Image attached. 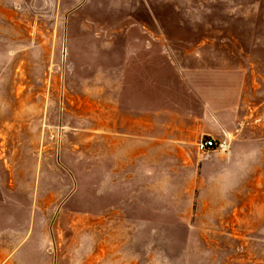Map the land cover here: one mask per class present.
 Wrapping results in <instances>:
<instances>
[{"label": "rangeland", "instance_id": "obj_1", "mask_svg": "<svg viewBox=\"0 0 264 264\" xmlns=\"http://www.w3.org/2000/svg\"><path fill=\"white\" fill-rule=\"evenodd\" d=\"M0 264H264V0H0Z\"/></svg>", "mask_w": 264, "mask_h": 264}, {"label": "crops", "instance_id": "obj_2", "mask_svg": "<svg viewBox=\"0 0 264 264\" xmlns=\"http://www.w3.org/2000/svg\"><path fill=\"white\" fill-rule=\"evenodd\" d=\"M84 2H80L78 1L77 3H72V5H70V9H81L83 6ZM69 9V10H70ZM74 11V10H73ZM122 44L120 45L121 47H124V49H120V58L122 57V62L124 63H134V64H138L140 63L142 66H144L145 70L153 73L154 68H153V62H155L156 60H153L154 58H158V42L155 40H139V41H123L121 42ZM131 46H134V49H130ZM144 63V65H143ZM123 78H129V79H141V74L140 72H132V71H128V70H124L123 73ZM136 84V83H135ZM121 91H123V95H125L124 91L125 88L120 87ZM139 90H142V86H140ZM133 92V91H132ZM136 94L137 90H134L133 93H127V95L129 94ZM137 101L135 100V103H123V102H119L118 106H119V111L121 113V117H130L131 119H135L132 121H138L137 119L142 118L143 120H145L143 123L146 125H149V129L147 130L148 133L147 134H143L142 131L138 132V133H133L132 130L128 131V130H116L117 126L115 125H110V129L107 132V130L105 131V134H107L110 137H122L124 135L127 136H131L132 138H134L135 140H139L142 139L144 136L145 138L148 139V141L150 140H154V139H159V133H158V129H156L155 127H158V122H156L157 117H158V107L156 104H153V101L151 100V103H145L141 102V104L136 103ZM140 102V101H139ZM127 110H132L133 113L131 114H127L129 113ZM127 114V115H126ZM129 115V116H128ZM146 117V118H145ZM113 124H115V122H112ZM175 137H169L170 139L168 140H175L177 139Z\"/></svg>", "mask_w": 264, "mask_h": 264}, {"label": "built area", "instance_id": "obj_3", "mask_svg": "<svg viewBox=\"0 0 264 264\" xmlns=\"http://www.w3.org/2000/svg\"><path fill=\"white\" fill-rule=\"evenodd\" d=\"M196 149L199 152H204L211 149L225 150L227 148V143L225 140L216 142V140L211 136H202L196 142Z\"/></svg>", "mask_w": 264, "mask_h": 264}]
</instances>
